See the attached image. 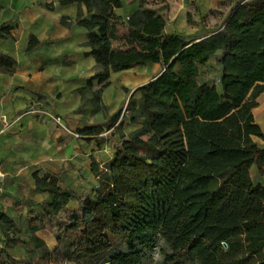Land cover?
Returning <instances> with one entry per match:
<instances>
[{"label":"trees","instance_id":"obj_1","mask_svg":"<svg viewBox=\"0 0 264 264\" xmlns=\"http://www.w3.org/2000/svg\"><path fill=\"white\" fill-rule=\"evenodd\" d=\"M71 4L99 67L79 90L85 103L106 110L102 92L112 74L150 64L162 72L109 121L119 139L99 141L114 157L102 167L93 161L90 195H75L55 175L35 174L37 191L50 200L28 212L30 244L46 249L39 234L49 232L59 240L57 253L95 264H149L147 253L161 239L172 264H264V186L251 175L254 166L264 174V148L254 140L264 141L254 117L264 96V0H238L223 27L201 40L168 33L163 14L144 5L123 18L115 14L122 0L60 1ZM11 30L4 26L0 37ZM30 37L29 51L39 43ZM216 56L221 93L201 81ZM16 65L0 54V73L12 75ZM95 83L103 89L94 91ZM127 124L136 126L129 134ZM104 130L79 133L98 137ZM0 224L7 247L25 245L10 216L0 214ZM122 242L127 250L113 254ZM0 264L17 261L4 248Z\"/></svg>","mask_w":264,"mask_h":264},{"label":"crops","instance_id":"obj_2","mask_svg":"<svg viewBox=\"0 0 264 264\" xmlns=\"http://www.w3.org/2000/svg\"><path fill=\"white\" fill-rule=\"evenodd\" d=\"M60 1L0 0V29L13 27L8 38L0 37V54L17 62L14 74L0 73V170L6 174L1 184L0 214L14 222L33 209L27 212L28 205L39 206L50 200L48 193L37 191L35 174L55 175L64 188L85 196L83 185L79 186L81 190L75 189L74 180L83 175L90 183L93 176L97 183L93 161L102 167L114 157L112 148L108 144L100 147L99 141L110 131L112 134L107 126L116 110L110 114L107 109L104 113L96 111L80 95L79 90L98 74L99 67L85 46L87 32L76 21L79 7L62 6ZM122 3L123 8L115 14L123 18L142 6L137 0ZM63 19L70 21L69 28ZM30 36L39 43L29 51ZM160 68L150 64L112 74L107 87L95 83L94 91L103 89L105 106L111 104L114 94L122 108L131 93L124 91L147 84L161 74ZM258 105L254 117L264 134V102ZM89 127L105 130L98 137L79 133ZM78 204L72 203L71 208L77 209ZM52 243L55 249L60 248L58 240Z\"/></svg>","mask_w":264,"mask_h":264},{"label":"rangeland","instance_id":"obj_3","mask_svg":"<svg viewBox=\"0 0 264 264\" xmlns=\"http://www.w3.org/2000/svg\"><path fill=\"white\" fill-rule=\"evenodd\" d=\"M130 1V0H129ZM141 5L148 8H152L161 12L164 18L167 20V31L170 34H180L188 40H201L206 36L217 33L225 24V22L230 18L231 12L238 4V0H137ZM218 56L211 58L208 64L201 70V81L209 85H215L217 90L221 93L222 88V68L219 66L217 61ZM162 68L159 69V72ZM137 85L132 86L131 90H125L124 92L128 95V92L132 93ZM135 87V88H134ZM112 92V90H108ZM130 93V96H131ZM136 95V93L134 94ZM111 104L104 105L110 114L112 111L116 110V114L122 109L126 111V107L129 101H126L123 107L120 105L119 101L116 100L115 95H111ZM258 103L264 102V96L260 97L257 101ZM93 108V105L90 104ZM121 108V109H120ZM94 109V108H93ZM104 113V111H102ZM136 126L126 125L124 127L125 133H129L134 130ZM111 139V141H116L119 139L118 136L112 137V134L106 135L102 139ZM257 144L260 147L264 146V141L256 139ZM252 179L257 183H261L264 186V174H262L257 166H254L251 171ZM82 179V181H80ZM90 183H87L88 179L85 176H79L74 180L75 189H83L84 195H90L97 183L94 182L93 176L89 178ZM66 182H71L68 178H65ZM83 182V183H82ZM81 184L83 185L82 187ZM82 193V191H81ZM41 210V205L36 204L28 205V209ZM28 217L27 213L21 219H17L15 224L19 233L17 238L23 240L25 245H19L18 247H7L5 244L4 235L0 230V250L6 249L7 252L17 261V264H95L98 260H87L83 261L77 259L73 254L60 253L57 251L59 248H54L53 240H58L52 233H40L39 237L43 239L46 244V249L38 250L34 245L30 244V238L28 236ZM1 225V224H0ZM59 241V240H58ZM122 250H127V244L122 242L113 252L118 253ZM170 250L164 241L158 239L155 244L148 251V256H150L149 264H172L167 260V254Z\"/></svg>","mask_w":264,"mask_h":264},{"label":"built area","instance_id":"obj_4","mask_svg":"<svg viewBox=\"0 0 264 264\" xmlns=\"http://www.w3.org/2000/svg\"><path fill=\"white\" fill-rule=\"evenodd\" d=\"M110 133H111V131L108 134H110ZM5 179H6V174L3 171L0 170V193L2 192V186H1V184H2V182ZM0 200H1V195H0ZM0 204H1V201H0Z\"/></svg>","mask_w":264,"mask_h":264},{"label":"water","instance_id":"obj_5","mask_svg":"<svg viewBox=\"0 0 264 264\" xmlns=\"http://www.w3.org/2000/svg\"><path fill=\"white\" fill-rule=\"evenodd\" d=\"M174 62H175V60H173V61L171 62L170 66L173 65ZM165 70H166V69H165ZM137 89H138V88H136V89L133 90V92L131 93L132 95H131L130 98H129V101L133 98V96H134V94H135V92H136Z\"/></svg>","mask_w":264,"mask_h":264}]
</instances>
